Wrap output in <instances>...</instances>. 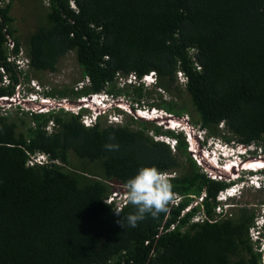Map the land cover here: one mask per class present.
I'll list each match as a JSON object with an SVG mask.
<instances>
[{"label":"trees","instance_id":"16d2710c","mask_svg":"<svg viewBox=\"0 0 264 264\" xmlns=\"http://www.w3.org/2000/svg\"><path fill=\"white\" fill-rule=\"evenodd\" d=\"M46 2L23 47L12 0H0V97L33 73L55 72L73 52L87 84L45 96L123 94L133 109L189 114L206 137L264 151V0ZM20 50L29 60L25 70L9 59ZM151 72L153 90L141 82L117 86ZM178 72L187 102L175 96ZM155 89L171 99L154 96ZM14 108L0 113V264H264L261 237L250 235L262 213L230 205L228 214H217L218 194L230 184L197 164L182 131L133 115L86 126L64 108ZM159 136L174 141L172 148ZM106 144L119 147L108 151ZM39 153L47 161L29 164ZM70 153L97 168H65ZM142 166L173 174V198L166 212L133 228V206L106 200Z\"/></svg>","mask_w":264,"mask_h":264},{"label":"rangeland","instance_id":"374dc122","mask_svg":"<svg viewBox=\"0 0 264 264\" xmlns=\"http://www.w3.org/2000/svg\"><path fill=\"white\" fill-rule=\"evenodd\" d=\"M8 1L9 0H4L5 3ZM46 6H47L46 0H12L11 15L15 19L13 25L17 30L15 35L20 39L21 43H23V47L26 43L27 36L38 25L40 14L42 13L43 8H45ZM20 59L23 60L22 57H20ZM21 67H25L24 61H21ZM32 77L34 79L30 80V82L20 83V86L16 87V90L18 91V93L23 97L25 96L26 100L30 98V99H35L36 101H39V100H41V98H44L43 101H49L47 104L52 105L51 107L55 108L57 110L58 109L57 107L60 106L58 104H60L62 100L67 99L66 102L72 101V105H68L66 103H65V105L64 104L63 105L66 106L65 107V109L67 108L66 110H68V109L73 110V112L71 111L72 113H75L76 111H78L80 106H81V108H83V107L86 108L87 109L86 111L92 110L91 104H93V102H83V101L78 102L79 100L82 99V96H79L76 99H73L70 97L45 96V94L51 90H65V89H69L71 87H73V88L78 87L79 88V87H82L84 84H87V82H86L87 80H85L84 83H81V71L77 65L75 55L73 52H69L67 55H65L64 57L59 59L58 64H57V70L55 72H42V73H35V74L33 73ZM154 80H155V76H150L149 78H146V80L142 81L143 86L148 88V89L153 90L154 89V84H153ZM123 81L124 80L119 79L118 80L119 83L117 86L120 88L121 87L125 88V87H127V84L129 83L128 81L131 82L130 84L138 83L136 81V79L131 78V75L128 76V81H126V85ZM177 81L180 84L178 85L179 86L178 90L175 92V96L177 97L178 101L184 100L187 102V96H186L185 91L183 90V85H182L185 82V77L182 75L181 72L177 73ZM135 85H138V84H135ZM154 92H155L154 96H159L158 93H161L164 100H170L171 99V96L168 93L162 94L163 91H159L158 89H155ZM46 97H48V98H46ZM35 100H34V104L36 102ZM4 101H0V106L4 105L3 106L4 108H6V107L8 108L11 105V103L4 102ZM114 101L115 102L113 103L112 106H117L115 109H111L112 106L108 105L107 107H105L107 110L101 111V112L107 111L108 112L107 114H112V115L116 114V116H113V117L108 116V118H110L109 119L110 122H118V123L123 122V121H125L126 116L129 114L133 115L135 118H137V117L140 118L135 111H133V112L129 111L130 110L129 105L130 106L132 105L129 97H127L123 94H120V95L114 96ZM1 103H4V104H1ZM78 103H80V104L77 105ZM14 104H17V103H14ZM20 107L24 109V106H20ZM32 107L33 106H30V105L25 106L26 109H31ZM8 109L14 110L15 108H14V106H11ZM124 109L128 110V112L123 111ZM189 109H190L191 113H193L192 109L190 108V105H189ZM139 110H142V114L146 117H150L148 112L151 113V116L152 115L157 116L159 114H162L163 118L154 119V123L156 125L161 126L162 129H169V128L172 129V128H177V126H179L176 129V131H180L181 128H184L186 130H190L193 143H192V146H190L188 143V146H189V150L191 151V155L193 156V158L197 161V164H199L203 170L209 172V169H211L216 175H218L217 178H220L219 175H221V177H222L224 175V173H226L229 177H240V175H241V177L246 178L249 173L246 170H244L243 168L246 167L247 165L249 166L252 163H254L255 162V161H253L254 159L258 158L257 160H262L263 164H264L263 148H261V147L256 148L254 145L253 146L250 145L249 148L251 150H255L254 152H252L250 150L242 158L237 157L234 160L230 161L228 164H226L225 167H222L223 161H222V158H221V160L218 159V157H220L218 155L220 153L232 154L233 150L230 148L229 144L237 145L236 143L225 142V141H223L217 137H206V132L204 130L200 129L198 126H192L188 122L190 119L189 114H183V116L181 118H176V117L172 116L171 114L165 112L169 116L168 118H166L164 111L160 110V108H158V109L155 108V110H152V108H149V107H141L140 109H137V111H139ZM143 110L146 111L147 113L144 112ZM26 111H28V110H26ZM44 113H46V112H44ZM124 114H126V116ZM147 115H149V116H147ZM90 120H91V122H94V119H90ZM91 122L88 121L87 123L90 124ZM101 123L103 125L107 124V119L105 116L101 118ZM89 124H86V125H89ZM50 126H51V123H50ZM191 127H193V129ZM186 130H184V132H183L184 135H185ZM187 135H189V134H187ZM191 135H189V136H191ZM157 138H160V140L170 141L169 138H167L165 136H159ZM166 143H169V142H166ZM173 144H174V141H170L171 148H172ZM224 144H228L229 147L225 146ZM238 145H240V144H238ZM246 147H248V146H246ZM217 160L219 161V163L221 165V166H218L219 168L216 166H213L214 162H216ZM225 160H228V159H224V161ZM29 161H31V160H29ZM238 162H242V164H244L243 167L238 168V167L234 166L232 168H235V169L228 168V167H230V164H232L231 166H233V163L238 164ZM250 162H252V163H250ZM70 163H71V166H69V167L65 166V168L74 169V168H72V164L76 168H80L82 166L83 167H89L90 170L97 168L96 164L89 163L87 161H82V160L78 159L72 153H70ZM252 168L255 169L257 167H252ZM87 171H89V170H87ZM164 174L166 176L173 175L171 173H164ZM258 177H260V174H258ZM255 179H256V177H253L252 179H249V181H254ZM114 186L116 187L115 193H113L109 199L114 198L116 201V204L124 203L126 201L125 188L123 186L117 185V184H114ZM227 191H231V189L228 188ZM231 193H235V192L234 191H231V192L224 191V193L221 195H218V197L220 199L226 200L229 198L228 194H231ZM263 200H264V189L257 190V188L248 187L247 189L239 190V193H237L236 197L229 198L226 201L223 210L220 207H218L216 209V212H217V214H228V211L230 209V205H233V206L246 205V206L254 208L257 215L258 214L260 215L261 213L264 214V204H260L261 201H263ZM194 204H196V203H194ZM262 219L263 218L259 219V222H258L259 224L263 222ZM253 229L254 228L250 229V235H251L252 241H255L258 237L257 236L258 232L254 231ZM260 249L264 252V246H262ZM262 261L264 263V255H263Z\"/></svg>","mask_w":264,"mask_h":264},{"label":"clouds","instance_id":"9594fccd","mask_svg":"<svg viewBox=\"0 0 264 264\" xmlns=\"http://www.w3.org/2000/svg\"><path fill=\"white\" fill-rule=\"evenodd\" d=\"M17 57H22L24 62H25V67H23L21 69L22 70L27 69L29 67V60L24 55V53L22 55H17ZM150 76H155L154 72H151L148 75H144L140 81L138 79H136V77H135V79L137 82L142 83V81L146 80V78H149ZM126 81H128V77L126 79H124L123 82L126 83ZM128 82L131 83L130 81H128ZM154 83H155V80L153 81V84ZM135 84H139V83H135ZM93 95L94 96L97 95L100 98H97L96 100L90 101V102H93V104H91L92 110L86 111L87 109L83 107V108H79L78 111H76V112L74 111L75 114H81V117H80L81 121L85 124L84 118L90 117L91 119H94V122H91L89 125H93L99 119H101L102 117L105 116L108 124H119L118 122H110V120H109L110 118H108V116L113 117V116H116V114L115 115L107 114L108 113L107 111L101 112L102 110H107L105 107H107L108 105L109 106L113 105V103L115 101H111V99H110V96L111 97H113V96L110 94H107L106 92H101L98 94H90L89 96H93ZM87 96H82V97H87ZM62 101L63 102L60 104V106L57 107L58 109L59 108L65 109V107H66V106H64L65 103L68 105H72V103L66 102L67 99L62 100ZM116 107L117 106H112L111 109H115ZM51 109H55V108H49L48 110L42 111V112H48ZM129 109H130L129 110L130 112L135 111L140 118L150 119V120H154L156 118H163L161 115H158L160 117L156 116L154 118H149V117H145L143 115H140L138 113L139 111H137L138 108L133 109L132 105L131 106L129 105ZM152 110H155V108H152ZM68 111L73 112V110H71V109H68ZM123 111L128 112V110H126V109H124ZM124 115H126V114H124ZM120 123H122V122H120ZM178 127L179 126H177V128ZM177 128H172V129L169 128V129L176 131ZM191 128L193 129V127H191ZM184 130H186V129H184V128L180 129V131H182V132H184ZM190 132H191L190 130H186L185 136H186L187 143H189V145L192 146L193 142H192V135ZM187 134H189L191 136H189ZM224 145L228 146V144H224ZM229 145H230V148L233 150L232 154L220 153L218 155V156H220V157H218L219 160H221V158H222V161H223L222 167H225L226 164H228L230 161L234 160L237 157L242 158L244 155L247 154L248 151L251 150L249 148V146L248 147H246L244 145L240 146L238 144L237 145L229 144ZM118 147L119 146L116 144H106L105 145V148L108 151L117 150ZM251 151L254 152L255 150H251ZM224 159H228V160L224 161ZM46 161H47L46 156L44 154L39 153V154L34 155V158L31 161H29V164L45 163ZM250 163H252V162H250ZM231 165L228 168H232L234 166L241 168V167H243L244 164H242V162H238V164L234 163L233 166H231ZM213 166L218 167L221 165H220L219 161L217 160L216 162H214ZM247 166L243 168L244 170H246L249 173L246 178L241 177V175H240V177H229L226 173H224V175L222 177H221V175H219V177L221 179H224L227 183L230 184V186H228V188H230L231 191L235 192V193L228 194L229 198L236 197L237 193H239V190L247 189L248 187L257 188V190L264 189V164L262 163L261 166H258L255 169L249 168ZM232 169H235V168H232ZM207 173L212 177L218 176L211 169H209V172L207 171ZM258 174H260V177H258ZM170 176H172V175H170ZM253 177H256V179L254 181H249V179H252ZM124 188H125V194H126V201L128 204H130L134 208V212L127 215L128 225L130 227H133V228H135L137 226L138 222L145 220L146 217H148V216L155 218L160 213L166 212L168 209V205H169L171 199L173 198V185H172V183L170 182L168 176H166L164 173H162L155 166L139 167L137 169L136 173L125 182ZM228 188H226L224 191L231 192V191H227ZM224 191L220 192L218 195L223 194ZM109 198H107V200H106L107 202H111V201L115 200L114 198H112V199H109ZM217 199L222 203V204H220L219 207L221 209H224V205L228 199H226V200L220 199L219 197ZM124 203L117 204V206L120 207ZM260 218H263L262 219L263 222L259 224L258 222H259ZM260 218L257 219L255 227H252V228H254L253 229L254 231L258 232L257 239H259L261 237V241L263 242V246H264V234L262 233V227H264V214L263 213H262Z\"/></svg>","mask_w":264,"mask_h":264},{"label":"built area","instance_id":"2783aa9c","mask_svg":"<svg viewBox=\"0 0 264 264\" xmlns=\"http://www.w3.org/2000/svg\"><path fill=\"white\" fill-rule=\"evenodd\" d=\"M7 45H8V48H10V49H12L14 47V43H13L12 40H9L8 43H7ZM22 54H23V52H22V50H20L17 55H22ZM17 55H10V58L9 59L13 60L15 62V64L17 65V67L19 69H21V68H23V67H21V61H24V60H21L20 57H17ZM131 78L135 79V76L132 75ZM19 86H20V84L18 85V87ZM16 91H15V93L12 96H9V97H0V101H4L5 100L4 102L11 103V105L8 108H10L11 106H14L15 107L16 105L19 104L20 106H24V110L35 111V112H42V111L48 110L49 108H52L51 107L52 105L47 104L49 101H43L44 98H41V100H39V101H36L35 99H30V98L26 100L25 99V96L24 97L21 96L18 93V91L17 92ZM88 96L87 97H82V99L79 100L78 102H80V101L90 102L91 100H96L97 98H100L97 95L96 96L93 95V96H89V97ZM46 98H48V97H46ZM110 99H111V101H114V98L111 97V96H110ZM34 100L36 101L35 104H34ZM62 102L63 101H61V103ZM14 103H17V104H14ZM1 104H4V103H1ZM60 104H58V105H60ZM79 104L80 103H78L77 105H79ZM26 105H30V106H33V107L31 109H26L25 108ZM3 106H0V113H4L5 110L8 109L7 107L4 108ZM79 108H81V106ZM164 114H165L166 118L169 117L165 112H164ZM159 115L162 116V114H159ZM153 117H156V116L154 115V116L149 117V118H153ZM90 119H91L90 117H85L84 118L85 123L86 124H89L87 122L88 121L91 122Z\"/></svg>","mask_w":264,"mask_h":264},{"label":"bare ground","instance_id":"6f19581e","mask_svg":"<svg viewBox=\"0 0 264 264\" xmlns=\"http://www.w3.org/2000/svg\"><path fill=\"white\" fill-rule=\"evenodd\" d=\"M144 111V110H143ZM144 112H146V111H144ZM140 115H143L142 114V110H139V112H138ZM147 113V112H146ZM148 114L150 115V117H152V116H154V115H152L151 116V113L150 112H148ZM149 115H147V116H149ZM144 116V115H143ZM146 117V116H145ZM159 117V116H158ZM154 118V117H153ZM169 124V123H168ZM258 159V158H257ZM257 159H254L253 161H255L254 163H252L251 165H249L248 167L249 168H252V167H258V166H260L262 163H263V161L262 160H257ZM261 163V164H260ZM234 164V163H233ZM231 165V164H230Z\"/></svg>","mask_w":264,"mask_h":264},{"label":"water","instance_id":"95a60500","mask_svg":"<svg viewBox=\"0 0 264 264\" xmlns=\"http://www.w3.org/2000/svg\"><path fill=\"white\" fill-rule=\"evenodd\" d=\"M69 103H72V101H71V102H69Z\"/></svg>","mask_w":264,"mask_h":264}]
</instances>
